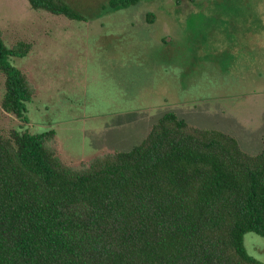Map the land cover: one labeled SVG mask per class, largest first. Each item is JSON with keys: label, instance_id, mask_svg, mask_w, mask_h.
<instances>
[{"label": "rangeland", "instance_id": "1", "mask_svg": "<svg viewBox=\"0 0 264 264\" xmlns=\"http://www.w3.org/2000/svg\"><path fill=\"white\" fill-rule=\"evenodd\" d=\"M73 21L0 0V37L29 43L13 64L32 90L27 123L0 107V133L54 131L67 167L138 144L173 111L258 153L264 142V0H63ZM122 3H121V2ZM4 77L0 74V101ZM264 264V238L244 234Z\"/></svg>", "mask_w": 264, "mask_h": 264}, {"label": "trees", "instance_id": "2", "mask_svg": "<svg viewBox=\"0 0 264 264\" xmlns=\"http://www.w3.org/2000/svg\"><path fill=\"white\" fill-rule=\"evenodd\" d=\"M27 1L85 20L63 0ZM30 48L0 37V107L24 123L32 90L13 59ZM54 134L0 133V264H263L243 237L264 238V142L250 154L168 111L129 150L75 170L48 147Z\"/></svg>", "mask_w": 264, "mask_h": 264}]
</instances>
